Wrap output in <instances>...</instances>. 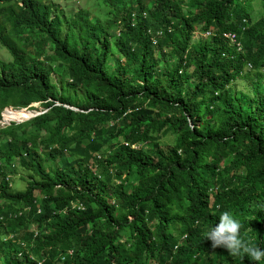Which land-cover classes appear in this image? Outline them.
<instances>
[{"label": "trees", "instance_id": "trees-1", "mask_svg": "<svg viewBox=\"0 0 264 264\" xmlns=\"http://www.w3.org/2000/svg\"><path fill=\"white\" fill-rule=\"evenodd\" d=\"M111 4L102 24L45 0H0L11 57L0 61V111L46 109L0 127V223L11 234L2 264H264L206 238L228 211L264 249V84L231 88L244 68L264 69V11L252 19L241 0ZM195 25L210 37L193 39ZM112 26L123 62L108 72ZM70 147L81 151L65 155ZM13 160L30 171L22 190L7 187Z\"/></svg>", "mask_w": 264, "mask_h": 264}, {"label": "rangeland", "instance_id": "rangeland-1", "mask_svg": "<svg viewBox=\"0 0 264 264\" xmlns=\"http://www.w3.org/2000/svg\"><path fill=\"white\" fill-rule=\"evenodd\" d=\"M46 2L51 3L52 5L58 6L59 9H61L63 16L70 18L71 15L76 12V11H83L85 13V15H90V17H94L97 20H99L102 24H104L106 19H110L111 16H113V12L114 9L116 8L115 6H113L111 4L112 0H45ZM129 3V2H128ZM241 7L244 10H247L248 13L250 14V17L252 19H255L257 17H259L263 10V3L261 0H241ZM111 31H113V33L109 36V50L107 52L106 55V60L105 63L107 66L112 65L114 59H117V63L121 64L123 62V51L122 50H118L116 47V43H117V39H118V35H117V26H112ZM203 36L205 37H210V34L206 35L204 34V32L200 33L199 31V25H195L194 30L192 31V35L191 37L193 39H196L198 37L202 38ZM206 38V39H207ZM132 41V38H130ZM160 56V52H158V50L156 48H154L152 50V57L153 58H157ZM164 58H167L168 56L166 54L163 55ZM11 59L10 54L7 52L6 49H4L2 46H0V61H9ZM131 59L132 60H137L136 55L131 54ZM172 60L170 59V62ZM60 66V62H56L53 64V70L51 71L50 75L52 77V79L55 82V86L58 87L59 82H58V73L61 74L60 71H56V68H58ZM108 72H110L112 70V67L109 66L107 68ZM255 78L259 79V87L260 89L263 87L264 84V69H259V72H254L253 70H247L246 68H244L242 70L241 75H239V79H237L233 85H231V88H233L234 90H242L246 93L250 92L252 85L251 82L254 81ZM78 95V92H77ZM55 104H59L57 101L55 102ZM63 106L70 108L72 110L78 111L79 109L74 107V106H67L62 104ZM29 106V107H28ZM11 107V106H9ZM14 108V107H12ZM17 108V107H16ZM22 108H26L28 110H31L33 112V114H41L43 113L46 109H44V106L39 102V101H34V102H30L28 103L25 107ZM4 109V108H3ZM2 109V110H3ZM1 110V112H2ZM11 113H13L14 111L9 110ZM0 112V113H1ZM14 113H18V112H14ZM6 117L8 118V120L10 119H14V120H19V121H8V122H3L0 120V125H8L10 123H20L23 121H28L30 120L32 117L29 116V114L26 113H18V118L12 117L10 114L5 113ZM32 114V115H33ZM7 120V119H6ZM73 127L74 129H79L80 127H82L84 125L83 121H75L73 122ZM1 127V126H0ZM34 126L30 125L29 129H33ZM44 133L42 131H40L39 135H43ZM159 142L163 145L166 144H170L172 141V136L169 133L166 134H161L159 135ZM81 149H74L73 147H70L69 149H67L65 151V155H67L68 153L72 152L76 155H78L80 153ZM58 159V157L56 155H53L51 158H46V163L50 164L52 167L55 165V161ZM0 163L2 165H4V162L2 159H0ZM9 165V163H6ZM13 166H10V170L4 168L6 171V173H8L7 175V187H9V189L11 191H16V190H22L25 187L26 181L28 179L29 173L30 171L25 170L23 168H20L17 166V164L15 163V161H12ZM4 167V166H2ZM35 194V196L37 197V200L39 202V198H41V194H39L38 191L33 192ZM0 205L2 207H5V201H3L2 199H0ZM35 227L32 224H28L27 230L31 231L33 230ZM173 232H175L174 229H172ZM22 231H19L18 234H21ZM4 238H8L9 235L5 233V230L3 228V224L0 223V238L3 236ZM152 247L149 246V249H151ZM3 246V243L0 242V264H2V261L4 260V257L1 255L2 253H4V251H6V249H9V246L6 247ZM25 249V248H23Z\"/></svg>", "mask_w": 264, "mask_h": 264}, {"label": "clouds", "instance_id": "clouds-1", "mask_svg": "<svg viewBox=\"0 0 264 264\" xmlns=\"http://www.w3.org/2000/svg\"><path fill=\"white\" fill-rule=\"evenodd\" d=\"M241 227L240 221L234 219L230 212L225 211L219 217L218 226L212 228V230L206 234V238L211 241L212 249L224 248L230 256H239L243 258L246 255L252 262L261 261L264 259V249L253 245L250 240H246L242 237ZM8 235L9 237L4 239H9L11 237V234ZM20 246L23 248L21 243Z\"/></svg>", "mask_w": 264, "mask_h": 264}, {"label": "bare ground", "instance_id": "bare-ground-1", "mask_svg": "<svg viewBox=\"0 0 264 264\" xmlns=\"http://www.w3.org/2000/svg\"><path fill=\"white\" fill-rule=\"evenodd\" d=\"M9 110H12V111L18 112V113H23V114L26 113V114H29L30 117H32V114H33V112L31 110H28L26 108H22V107H20V108H12V107L6 106L1 112V119H0L1 121H3V122H8L9 121L8 119L6 120V118L3 117V114L4 113H8ZM5 116H6V114H5Z\"/></svg>", "mask_w": 264, "mask_h": 264}, {"label": "built area", "instance_id": "built-area-1", "mask_svg": "<svg viewBox=\"0 0 264 264\" xmlns=\"http://www.w3.org/2000/svg\"><path fill=\"white\" fill-rule=\"evenodd\" d=\"M155 34H159V31H157ZM204 34L208 35L210 33L208 31H205ZM222 35H223V37L227 38L229 43L234 45L237 50L239 49V45H238V42L236 40L235 33L231 32V31H224V32H222ZM152 41L154 42V40H152ZM38 264H39V262H38Z\"/></svg>", "mask_w": 264, "mask_h": 264}, {"label": "water", "instance_id": "water-1", "mask_svg": "<svg viewBox=\"0 0 264 264\" xmlns=\"http://www.w3.org/2000/svg\"><path fill=\"white\" fill-rule=\"evenodd\" d=\"M37 114V113H36ZM36 114H33L32 116H34V115H36ZM0 115H1V113H0Z\"/></svg>", "mask_w": 264, "mask_h": 264}]
</instances>
